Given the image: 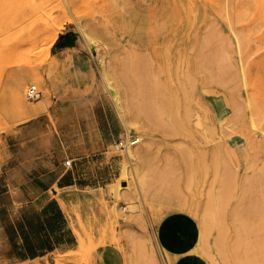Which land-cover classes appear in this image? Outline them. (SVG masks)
<instances>
[{
    "label": "rangeland",
    "instance_id": "obj_1",
    "mask_svg": "<svg viewBox=\"0 0 264 264\" xmlns=\"http://www.w3.org/2000/svg\"><path fill=\"white\" fill-rule=\"evenodd\" d=\"M55 34L53 43L74 35L94 56L120 138L139 142L107 151L109 186L59 198L74 247L19 264H210L207 248L220 264H245L252 244H264V0H0V157L19 125L45 117L64 125L73 115L69 104L58 111L73 99L63 98L50 57ZM29 87L39 100L27 101ZM171 214L197 225L198 247L185 255L158 244Z\"/></svg>",
    "mask_w": 264,
    "mask_h": 264
},
{
    "label": "crops",
    "instance_id": "obj_2",
    "mask_svg": "<svg viewBox=\"0 0 264 264\" xmlns=\"http://www.w3.org/2000/svg\"><path fill=\"white\" fill-rule=\"evenodd\" d=\"M72 37L58 36L50 57L61 72L63 98L73 99L61 103L58 111L69 104L73 115L64 125L47 117L31 120L4 140L0 157L1 264L25 263L71 250L76 236L59 198L98 192L115 178L113 163L106 155L122 130L97 86V61L76 38L66 46ZM68 131L75 134L69 136ZM156 236L167 255L181 256L195 247L198 228L190 218L171 214L159 223Z\"/></svg>",
    "mask_w": 264,
    "mask_h": 264
},
{
    "label": "bare ground",
    "instance_id": "obj_3",
    "mask_svg": "<svg viewBox=\"0 0 264 264\" xmlns=\"http://www.w3.org/2000/svg\"><path fill=\"white\" fill-rule=\"evenodd\" d=\"M11 4V3H10ZM8 7H10V5L8 6ZM60 26H61V24H60ZM59 26V27H60ZM29 27V29H30V31H31V29L33 28V25H29L28 26ZM81 28V27H80ZM82 29V28H81ZM54 31H56V30H54ZM55 38H56V34L55 35H53V38L51 39V41H50V45L55 41ZM33 39H34V34L32 35V33L30 34V39H29V41L30 40H32L33 41ZM31 41V42H32ZM109 88H111V87H109ZM22 89H23V83L21 84V83H16L15 85H14V87H13V95L15 96V97H19L20 96V93H21V91H22ZM112 89V88H111ZM111 96L113 97V99L116 101V103H120V99H119V93L116 91V90H113L111 93ZM119 107L121 108V110L123 111V114H126V111H124V107H122L120 104H119ZM122 114V115H123ZM220 119H221V117L218 115L217 117H216V120L217 121H219V125H221L220 123H222V122H220ZM221 121H222V119H221ZM138 142H139V139H138ZM219 147V146H218ZM214 155V154H213ZM127 156L128 157H132V155H130L129 153H127ZM128 157H127V159H128ZM216 158V157H215ZM217 163H219V162H217ZM215 165V164H214ZM217 165V164H216ZM219 165V164H218ZM215 167V166H214ZM217 167V166H216ZM216 169V168H215ZM217 170L218 169H216V172H217ZM216 176V175H215ZM125 177V176H124ZM221 178H223V176H221ZM222 180V179H221ZM212 182H213V180H212ZM216 183V182H215ZM213 184V183H212ZM214 185V184H213ZM212 187V186H211ZM222 187H224V186H222ZM221 187V188H222ZM208 189V188H207ZM211 189V192H212V189H213V187L212 188H210ZM210 189H208V192H209V190ZM219 189V188H218ZM224 189V188H223ZM222 189V190H223ZM221 190V191H222ZM206 192V191H205ZM219 192V191H218ZM220 193V192H219ZM223 193V192H222ZM221 193V194H222ZM211 193H209V195H210ZM224 194H225V192H224ZM223 195V194H222ZM201 196V195H200ZM208 197V196H207ZM211 198V197H210ZM222 198H223V196H222ZM221 198V199H222ZM224 198H225V196H224ZM223 198V200H225ZM210 200V199H209ZM222 200V201H223ZM218 201V200H217ZM208 203H209V201L206 203V201H205V204L206 205H208ZM219 204V203H218ZM217 204V205H218ZM205 205V206H206ZM225 205V204H224ZM222 206V205H221ZM225 208H226V206H225ZM225 208H224V210H225ZM182 209H183V212H187V213H190V214H192L193 216H195L196 218L198 217L197 216V213H196V211H195V209L194 208H192V206L191 205H189V204H187V203H185V202H183L182 203ZM223 208H221V211H224V210H222ZM227 210V209H226ZM219 211V210H218ZM226 212V211H225ZM261 212V211H260ZM205 213V212H204ZM218 213V212H217ZM221 213V212H220ZM262 213V212H261ZM263 214V213H262ZM221 216H223V215H219V218H221V220H222V217ZM263 217V216H262ZM261 217V218H262ZM262 219H264V217L262 218ZM211 220V219H210ZM224 222V221H223ZM260 222V221H259ZM263 222V221H262ZM262 222H260L261 224H262ZM218 223V222H217ZM264 223V222H263ZM241 224H243L242 226H245L246 227V225H244L245 223H242V222H240V224H239V226L241 225ZM218 225V224H217ZM224 225H225V223H224ZM263 225V224H262ZM242 226H240V227H242ZM225 227V226H224ZM244 227V228H245ZM257 227V226H256ZM261 227V226H260ZM259 226H258V228H260ZM263 227V226H262ZM262 227L260 228V229H262ZM218 226H217V230H218ZM243 228V227H242ZM244 228H243V230H244ZM223 229H226V228H223ZM222 229V230H223ZM264 229V228H263ZM262 229V230H263ZM221 230V231H222ZM237 230V229H236ZM247 231L248 230H250L249 228L248 229H246ZM225 232H226V230H224ZM252 231V233L251 234H253L254 232H253V229L251 230ZM250 231V232H251ZM256 232H257V229L255 230ZM261 233L262 231L261 230H258V232L257 233ZM224 233V232H223ZM237 233V232H236ZM243 233H245V231L243 232ZM249 234V233H248ZM256 234V233H255ZM254 234V235H255ZM227 236V234L226 233H224V236ZM235 235H237V234H235ZM240 234L238 233V236H239ZM222 236V235H221ZM245 236H247V234H245ZM221 238V237H220ZM230 238V237H229ZM215 239V238H214ZM236 239H238V238H236ZM240 240V239H239ZM257 240V239H256ZM259 240H260V237H259ZM259 240H257V241H259ZM218 241V240H217ZM223 240H221V242H222ZM237 241V240H236ZM236 241H235V244H236ZM241 241V240H240ZM261 241V240H260ZM224 242V241H223ZM250 242H251V239H250ZM249 242V243H250ZM256 241H254V243H255ZM262 242V241H261ZM197 243V242H196ZM220 243V242H219ZM232 243V242H231ZM244 243H247V241H245ZM222 244V243H221ZM221 244H219V246L221 245ZM237 244H240L241 245V243H237ZM234 246V245H233ZM235 246H237L236 248V251L238 250V248L240 247L239 245H235ZM252 246H254L253 247V254H252V256L251 257H249L248 256V258H247V260H245V264H264V251H263V246H264V244L262 245L261 243H259V242H257L256 243V245H254V244H252ZM198 247V244H195V247L194 248H197ZM246 247H249V245L248 246H246ZM193 248V249H194ZM217 248H219L220 249V247H217ZM224 247H222V249H223ZM234 249H235V247H234ZM221 250V249H220ZM223 250H225V249H223ZM244 251H245V249H244ZM252 251V250H251ZM221 252V251H220ZM238 252V251H237ZM229 253V252H228ZM248 253V252H247ZM230 254V253H229ZM219 255H221V254H219ZM223 255V254H222ZM224 255H225V253H224ZM240 256V255H239ZM233 258H234V256H233ZM240 258H241V256H240ZM201 259L203 260V261H205L206 262V260H208L209 262H210V264H220L219 263V261L218 260H216V258L214 257V255H213V251H211L209 248H207V249H204L203 251H202V254H201ZM245 259V258H244ZM221 260H223V257H221ZM235 260V259H234ZM224 261H225V259H224ZM242 263V262H241Z\"/></svg>",
    "mask_w": 264,
    "mask_h": 264
},
{
    "label": "built area",
    "instance_id": "obj_4",
    "mask_svg": "<svg viewBox=\"0 0 264 264\" xmlns=\"http://www.w3.org/2000/svg\"><path fill=\"white\" fill-rule=\"evenodd\" d=\"M41 97L40 91L36 89V87H29L27 92H26V99L28 102H35L39 100ZM138 144V138L136 136H129V137H124L118 139L114 144L112 145V148L115 151L119 152H126L130 147L135 146ZM66 164H69L67 162Z\"/></svg>",
    "mask_w": 264,
    "mask_h": 264
},
{
    "label": "water",
    "instance_id": "obj_5",
    "mask_svg": "<svg viewBox=\"0 0 264 264\" xmlns=\"http://www.w3.org/2000/svg\"><path fill=\"white\" fill-rule=\"evenodd\" d=\"M73 39L72 40H70L69 42H67L65 45L67 46V45H71V44H73V41H74V39L76 38L74 35H73V37H72Z\"/></svg>",
    "mask_w": 264,
    "mask_h": 264
}]
</instances>
